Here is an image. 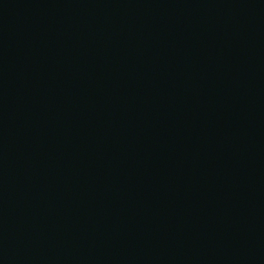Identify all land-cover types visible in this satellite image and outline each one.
Masks as SVG:
<instances>
[{
  "label": "water",
  "instance_id": "95a60500",
  "mask_svg": "<svg viewBox=\"0 0 264 264\" xmlns=\"http://www.w3.org/2000/svg\"><path fill=\"white\" fill-rule=\"evenodd\" d=\"M0 264H264V0H0Z\"/></svg>",
  "mask_w": 264,
  "mask_h": 264
}]
</instances>
